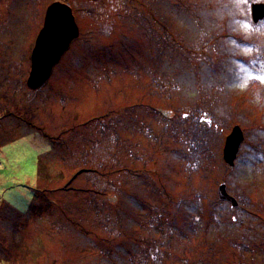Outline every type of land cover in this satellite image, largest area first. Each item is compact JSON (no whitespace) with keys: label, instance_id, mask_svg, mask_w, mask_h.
<instances>
[{"label":"rangeland","instance_id":"1","mask_svg":"<svg viewBox=\"0 0 264 264\" xmlns=\"http://www.w3.org/2000/svg\"><path fill=\"white\" fill-rule=\"evenodd\" d=\"M53 2L80 36L33 90ZM255 3L0 0V264H264Z\"/></svg>","mask_w":264,"mask_h":264},{"label":"water","instance_id":"2","mask_svg":"<svg viewBox=\"0 0 264 264\" xmlns=\"http://www.w3.org/2000/svg\"><path fill=\"white\" fill-rule=\"evenodd\" d=\"M252 15L255 23L264 19V3L253 4ZM79 36L80 28L71 5L53 2L47 8L43 29L38 35L32 53V69L27 81L31 89L36 90L49 80L56 63ZM243 139L240 126H236L233 133L227 137L224 160L231 167L234 166ZM219 195L222 200L230 201L233 206H237V200L227 193L225 184L219 187Z\"/></svg>","mask_w":264,"mask_h":264},{"label":"trees","instance_id":"3","mask_svg":"<svg viewBox=\"0 0 264 264\" xmlns=\"http://www.w3.org/2000/svg\"><path fill=\"white\" fill-rule=\"evenodd\" d=\"M73 12H74V10H73Z\"/></svg>","mask_w":264,"mask_h":264},{"label":"bare ground","instance_id":"4","mask_svg":"<svg viewBox=\"0 0 264 264\" xmlns=\"http://www.w3.org/2000/svg\"><path fill=\"white\" fill-rule=\"evenodd\" d=\"M226 185V184H225Z\"/></svg>","mask_w":264,"mask_h":264}]
</instances>
